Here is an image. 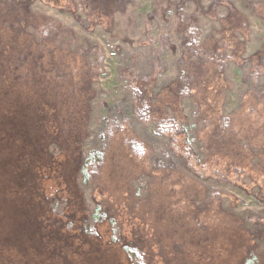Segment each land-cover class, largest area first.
Here are the masks:
<instances>
[{
    "label": "trees",
    "instance_id": "obj_1",
    "mask_svg": "<svg viewBox=\"0 0 264 264\" xmlns=\"http://www.w3.org/2000/svg\"><path fill=\"white\" fill-rule=\"evenodd\" d=\"M46 1L111 24L134 2ZM36 2L0 0V211L17 213L12 228L0 219V256L37 264L61 233L40 264H71L89 243L117 247L130 264H216L208 249L227 225L238 239L224 262L264 264V32L248 49L264 0H244L248 11L235 0L174 3L183 10L175 71L160 86L130 79V114L115 112L117 99L101 86L104 45L81 42ZM188 4L193 13H184ZM232 62L251 82L237 83ZM103 178L122 181L119 194ZM229 185L261 210L240 212Z\"/></svg>",
    "mask_w": 264,
    "mask_h": 264
},
{
    "label": "rangeland",
    "instance_id": "obj_2",
    "mask_svg": "<svg viewBox=\"0 0 264 264\" xmlns=\"http://www.w3.org/2000/svg\"><path fill=\"white\" fill-rule=\"evenodd\" d=\"M235 1L240 8L248 11L243 5L244 0ZM177 2L179 0H134L128 11L117 15L112 24L68 15L63 8L64 2L63 5H60L54 2L48 4L46 0H37L36 7L40 11L60 17L65 23L73 27L79 34L81 42L91 38L104 45L107 51L106 68L108 73L102 79L101 86L105 95L109 93L117 99L116 107L114 106L115 112L126 110L130 114L132 112V94L129 92L130 79L142 80V78L152 77L158 81L160 86L162 82L170 79L175 71L176 57L180 55L181 50L175 31L178 22L176 13L183 12L180 9L176 12L174 3ZM204 2L209 4L211 0H204ZM221 11L224 13L225 9L222 8ZM193 12V5L188 4L184 13L190 14ZM204 22H206L204 24L206 31H209L211 23H207L206 19H204ZM252 23V45H249V51H253L260 45L261 34L264 32V25L259 20L252 19ZM228 66L229 73L237 83L247 77L243 78L242 70L245 75H248L247 71L238 68L235 62L228 64ZM246 79L249 80V78ZM138 126L140 127V125ZM141 130L143 131L144 128ZM246 167L248 168V166ZM105 179L103 178L101 183L114 194H119L121 185L124 186L122 181L115 178ZM217 186L219 187V185ZM226 191L229 195L228 198L237 205L240 212L250 210L257 213L263 206L255 196L251 193L248 194L242 188L229 185L226 187ZM226 203L228 202L226 201ZM13 214L17 213L11 208L0 211V219H2L3 224H7L8 228L13 227ZM25 226L30 227L29 225ZM225 228L229 227L227 225L222 226L220 232L216 233L219 236L218 240L208 249L216 264H226L224 261L231 254L228 250V252L226 251V247L228 246L229 249L230 243H234L238 239L236 234H232L230 230H225ZM98 229L103 238L108 239L109 233L106 232L108 224L98 225ZM54 236L56 237L54 238ZM54 236H49L51 239L50 241L48 239L47 245L48 250H53V252L55 248L57 249L60 246H57V243L55 245V242L61 239L62 234L56 233ZM240 241H237V243ZM62 242L63 239L59 243ZM48 250L42 254L38 253L37 264L42 262ZM79 250V255L71 256V264H130L126 255L115 246L108 248L105 245L93 246L89 243L80 247ZM12 253H5L3 258L0 256V260H3L0 261V264H22L12 258V256L14 257Z\"/></svg>",
    "mask_w": 264,
    "mask_h": 264
}]
</instances>
